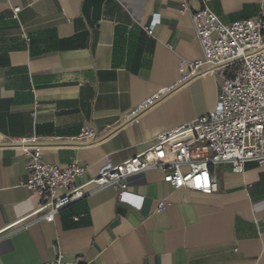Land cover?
<instances>
[{
    "label": "crops",
    "instance_id": "crops-1",
    "mask_svg": "<svg viewBox=\"0 0 264 264\" xmlns=\"http://www.w3.org/2000/svg\"><path fill=\"white\" fill-rule=\"evenodd\" d=\"M182 1L0 0V264H45L58 253L83 264H264V165L255 162L239 173L212 166L211 194L140 171L126 177L122 199L111 185L91 186L53 221L11 226L40 197L24 186L27 157L10 139L34 138L43 161L76 162L90 178L213 109V76L181 79L202 58ZM208 5L225 24L264 14V0ZM83 129L92 138L75 140Z\"/></svg>",
    "mask_w": 264,
    "mask_h": 264
},
{
    "label": "built area",
    "instance_id": "built-area-1",
    "mask_svg": "<svg viewBox=\"0 0 264 264\" xmlns=\"http://www.w3.org/2000/svg\"><path fill=\"white\" fill-rule=\"evenodd\" d=\"M18 10L13 8L14 14ZM179 12L189 14L202 50V58L188 63L181 79L213 76L217 86L213 109L159 133L150 147L122 162L104 161L90 178H84L86 167L76 162L58 165L43 161L41 146L34 138L10 139L27 157L24 186L40 197L36 209L11 226L29 216L51 222L62 208L84 197L91 186L111 185L117 198L122 199L126 177L148 169H160L163 181L174 189L211 194L218 190L212 166L228 163L233 173H239L246 162L264 165V14L225 24L211 10L208 0H200L198 8L183 0ZM25 39L28 41V37ZM155 98L146 99L132 113L150 107ZM92 136L91 129H83L75 140ZM80 178L84 179L77 183ZM163 207L160 201L157 210ZM45 264L83 263L80 257L65 259L58 253Z\"/></svg>",
    "mask_w": 264,
    "mask_h": 264
}]
</instances>
